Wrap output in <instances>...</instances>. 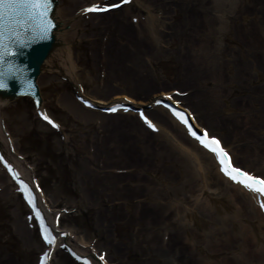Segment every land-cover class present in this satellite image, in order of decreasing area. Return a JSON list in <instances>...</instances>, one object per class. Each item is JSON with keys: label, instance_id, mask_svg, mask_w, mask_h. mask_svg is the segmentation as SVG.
<instances>
[{"label": "rangeland", "instance_id": "1", "mask_svg": "<svg viewBox=\"0 0 264 264\" xmlns=\"http://www.w3.org/2000/svg\"><path fill=\"white\" fill-rule=\"evenodd\" d=\"M120 1L58 0L64 29L77 33L73 46L83 32L87 41L79 57L73 56L75 80L84 95L106 101L116 95L149 101L166 92L189 109L202 126H211V133L224 145H232L238 157L244 156L241 152L252 155L260 148L255 147L261 137H248L232 121L224 124L209 116H198L201 104L195 94L203 90L196 87L186 70L196 61L200 46L188 39L187 26L189 20H202L206 13L208 28H217L222 21L218 19L219 12H225L239 37L245 33L251 38L252 31L263 37L264 0H231L218 9L214 5L217 1L208 0H129L102 12L104 15L117 10L103 17L85 10L92 4L103 7ZM231 45L229 41L223 43L226 49ZM223 65L232 66L228 74L234 85L247 87L240 81L237 63L228 61ZM212 81L217 83L214 89L218 94L227 91L223 76ZM37 84L43 98L40 109L29 98L0 107V151L30 181L43 188L49 209L58 212L56 220L59 230L66 232V237H62L66 242L50 252L49 264H81L65 247L83 255L85 244L107 264H205L201 256L204 253L197 250L199 245L215 249L217 257L213 261L227 264L223 258L231 254L225 244L230 233L223 231L221 223L226 227L230 221L243 226L245 222L230 211L217 213L208 200L212 189L202 193L200 184L194 186L180 173L177 155L187 156L183 147L165 132L166 126L171 128L165 108L159 106L164 115L158 118L164 130L147 127L154 137L144 134L137 140L120 136L118 131L112 136L111 126L102 116H91L82 107L95 113L101 111L85 107L77 99L72 82L63 75L42 71ZM251 98L254 95L245 89L230 95L229 102L245 106ZM255 98L256 114L264 113V97ZM144 108L156 119L150 104ZM120 112L132 113L141 121L136 112ZM41 113L58 121L60 128L44 122ZM238 115L245 119L250 112ZM0 163V264H39L50 245L22 190ZM237 164L245 167L240 159ZM229 201L236 203L234 199ZM201 206L207 210H201ZM194 215L202 217L200 227L190 217ZM215 226L220 232L213 238L211 229L215 230ZM236 237L241 238L240 234ZM213 240L221 245L212 248ZM203 248L208 251L206 246Z\"/></svg>", "mask_w": 264, "mask_h": 264}, {"label": "bare ground", "instance_id": "2", "mask_svg": "<svg viewBox=\"0 0 264 264\" xmlns=\"http://www.w3.org/2000/svg\"><path fill=\"white\" fill-rule=\"evenodd\" d=\"M214 1H217L214 3L217 9L220 8V6H226L231 2V0H208V3ZM113 5H116V3ZM87 8L88 7H86L85 10ZM190 10L193 12L192 7ZM116 11L107 12L104 15L102 13L104 11H99L93 12L91 15L96 14V17H103L105 15L113 14ZM83 14H85V12ZM205 15V18L202 20L199 17L189 20L187 26L189 34L188 36L190 37L188 39L193 43L199 44L200 46V53H197L198 57L195 59L196 61H192L191 66L187 67L186 70L188 72L187 74L194 78L196 87L203 90L201 93L195 94V97L201 104V109L198 111V116H209L214 122L220 121L224 124L227 121L228 123L232 121L237 128L239 127L241 130L244 129L248 134V137H261L260 141L257 142L255 140L257 143L255 148H260H257L252 155L247 154L246 152V154L241 152V154L244 155V158L241 156L238 157L239 153H235V148L232 145H224L217 135L211 133L209 130V128L211 129V126H209V128L202 126L189 109L185 108L180 104L179 101L173 99L166 92L154 96L149 101H137L133 98L123 95L113 96L111 100L108 101L103 99H89L87 96H85L81 87L75 80L76 66L73 61V56L79 57V52L85 48V43H87V41L86 38H84L85 35L82 31L83 36L81 35L82 37H80V39L75 42V46H73V40L75 37H77V33H69L64 29L66 24L64 22V17L59 10H56L54 13V19L59 25L55 34L57 46L44 61L41 71H48L51 73L56 72L63 75L70 82H72L77 94L89 101L95 106V108L99 107V109H103L107 108L106 106L109 107L112 104L116 105L122 102H128L132 106L134 105L136 109H141L144 116L151 120V122L156 126L158 132L161 129L164 130V124L158 119L164 114L162 113L163 109L159 107L162 105H156V101L160 98L171 100L177 106V109L188 114L190 121L193 123L194 127L199 130V132H206L209 139L215 137L220 141V146H222L223 149L228 152L227 154L231 158L229 164L230 168L242 169L251 176L264 178V131H262L264 129V113L256 114L257 109L254 106L257 103H254V100H257L255 96L264 97V41H262L264 36H259L254 31H252V33H250L252 39L250 38L249 34L245 33H241L242 36L240 35L239 37L240 33L231 27L233 26L232 24L231 26L229 25L230 22L228 23V20L230 17L225 12L224 14H221V12H219V15L217 14L218 19L221 18L222 20L221 23L218 20L220 26L209 29V22L207 21L209 19ZM233 18L235 19V17ZM218 22L216 25H218ZM225 41H229V44H232L230 49H226L223 46ZM228 61H231V63H237L240 81L244 82V84H247V87H244V85L241 86V84L234 85V80L230 79L232 76L228 74V69H232V66L230 65V68H227L223 65V63L226 64ZM193 63H196L197 66H195ZM216 67L218 70L217 73L215 70ZM139 70H141V68H138L137 71L140 72ZM207 72L210 73V76L207 74ZM222 76L225 80V86H227L228 89L223 94H218L214 89L217 83H214L212 80L215 78L219 80V77L221 78ZM245 89L246 91L251 92V94L254 95V98H251L249 103H246L245 106L242 104L237 105L235 103L232 105L229 102L230 95H233L234 93H242ZM173 93H176V91H173ZM190 96L191 98L193 97L192 95ZM5 101L6 100L0 99V107L4 105ZM149 104L151 105L153 110L152 112L154 113V116H156V119L145 111L146 108L144 107H148ZM82 108L83 111L91 116L96 114L102 116V118L106 120L108 126H111L110 128L113 131L112 136L115 135L113 134L114 131H118L119 134L121 133L120 136L137 140H139V138L141 139L144 134L151 137L155 136L153 133L147 130V124L138 121L132 113L125 114L124 112H120L122 110H118L113 111L116 112V115H105L102 114L103 112L101 111V115L100 113H95V111L84 109V107ZM230 110L231 112L229 113L231 114L228 113ZM238 111L240 113L250 112V116L245 119H240ZM173 116V113H169V116H166L169 118L171 128L166 126L165 132L169 136L173 137L175 141L181 147H183V150L186 153L187 158L177 155V162H179L178 164L180 165V173H183L184 176H187V180L191 181V184L194 186H198V184H200L202 187V193H209L207 189H212L211 196L206 198H208L210 204L217 213L223 212L225 214L226 212L230 211L236 218L239 219V221L245 222V225L243 226L241 223L239 224V222L230 221L226 227L223 225V223H221V227L224 229L223 231H229L230 233L226 238L225 244L229 245L228 249L230 250L229 252L231 254L225 255L223 258L225 259L224 261H226L227 264H264V215L262 213V211H264V206H262L264 197L261 196V194H259L257 191L250 190L249 188L242 186L240 183L236 181L234 182V180L232 181L230 176L227 175L223 170V167L228 168V166L223 165L222 167L217 153L211 151L208 147H205L203 144H201L195 137L191 135L189 130L185 128L184 123H180L176 119L178 116ZM55 124H58L60 128L58 121ZM1 129L2 128L0 126V132ZM134 152L135 150H133V153ZM238 159H240V161L245 164V167L239 166L237 164ZM9 164L11 165L13 171L19 173V178H25L24 181L30 185L33 196L35 197L34 202L39 209L40 215L44 218L43 224L47 225L48 228L51 229L53 237H55L53 245L48 251L49 253L53 252L57 247L64 245L66 242V240L62 238L64 231L59 230L56 220L58 212L49 209L43 193L33 181H30L28 176L25 175L19 166L16 164ZM208 185H210V187H208ZM228 198L236 200V203H231ZM205 207L206 206H201V210H203ZM204 210L207 209L205 208ZM249 212H251L252 216L249 215ZM161 215L165 216L166 213H161ZM190 217L194 219L197 227L201 226L199 219L202 220V217H198L197 215ZM29 222L30 224L34 223L33 219H31ZM217 227L218 226L213 227L215 230L211 229L213 238L214 236L218 235V232H220L218 230L219 227ZM183 230L187 231L186 227H184ZM235 230H239L236 233L240 234L241 238L239 240H236L237 237L234 233ZM219 242L214 240L211 241L212 248H217V244L221 245ZM203 246H206V248L210 246L199 245L197 247L199 253H204L201 256H203L205 264H219L216 263V261H213L214 259H212L217 257V252H215V249L210 250L208 248V251H204ZM88 248L89 245L85 244L83 255H80L74 251L76 256L74 259L78 262L77 259L85 258L90 264H107L105 260L99 258L92 250ZM236 248H239L237 249L239 250L238 252H236ZM183 258H185V254Z\"/></svg>", "mask_w": 264, "mask_h": 264}, {"label": "water", "instance_id": "3", "mask_svg": "<svg viewBox=\"0 0 264 264\" xmlns=\"http://www.w3.org/2000/svg\"><path fill=\"white\" fill-rule=\"evenodd\" d=\"M56 7L57 0H52L46 16L41 9L23 4L0 7L1 100L29 96L41 104L36 80L44 61L57 46L55 33L59 25L53 18Z\"/></svg>", "mask_w": 264, "mask_h": 264}, {"label": "snow or ice", "instance_id": "4", "mask_svg": "<svg viewBox=\"0 0 264 264\" xmlns=\"http://www.w3.org/2000/svg\"><path fill=\"white\" fill-rule=\"evenodd\" d=\"M52 0H0V7L8 6V7H15L18 5H27L30 6L33 9H41L42 15H47V9L49 4H51ZM122 2H126V0H122ZM113 7L117 5H111ZM107 7L105 6L103 8L92 5L90 8L86 9V11H105L107 10ZM49 26L51 25V21L48 22ZM47 29H45L46 31ZM2 58V57H0ZM3 86V85H0ZM168 107L171 109V111L178 117H180L183 121V123L189 128L191 131V135L193 137H196L200 140L202 144L205 145V147H208L211 151L216 152L218 154V158L220 159V163L223 167L225 164V159L227 158V161L230 163L231 158L228 156L227 152L223 149L222 146H220V141L216 139L215 137L209 138L207 137V133H200L199 130L194 129L193 126L189 123V118L186 117L182 112L177 110L176 108H173L171 105H168ZM111 111H115V109H109ZM41 116L50 123H52L55 127H59V125L55 124L54 121H51L50 117H48L46 114L41 113ZM141 116L145 119V121L153 128L155 129L156 126L148 119V117L144 116L143 113H141ZM213 145L217 147H213ZM9 168H11V165H9ZM224 172L229 175L233 180L244 183V185L249 188L250 190H255L260 193H264V178L258 177V176H251L249 173L244 172L242 169H235L233 168L231 171L227 167H223ZM233 172L236 173V175H233ZM13 176L18 177L19 173L13 172ZM240 177H244L243 180L240 179ZM20 183L24 185V190H27L31 192L28 185L21 180ZM35 197L33 195H30V202L34 203ZM262 206H264V201H262ZM37 215H40L39 209H37ZM55 240V237H52L48 242L49 244L53 243ZM45 256H47V253H45Z\"/></svg>", "mask_w": 264, "mask_h": 264}]
</instances>
